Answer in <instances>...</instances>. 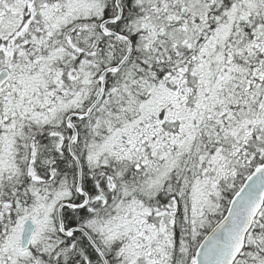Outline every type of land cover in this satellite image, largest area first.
I'll list each match as a JSON object with an SVG mask.
<instances>
[{
	"label": "snow or ice",
	"instance_id": "obj_1",
	"mask_svg": "<svg viewBox=\"0 0 264 264\" xmlns=\"http://www.w3.org/2000/svg\"><path fill=\"white\" fill-rule=\"evenodd\" d=\"M0 264H264V0H0Z\"/></svg>",
	"mask_w": 264,
	"mask_h": 264
}]
</instances>
